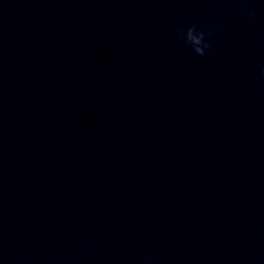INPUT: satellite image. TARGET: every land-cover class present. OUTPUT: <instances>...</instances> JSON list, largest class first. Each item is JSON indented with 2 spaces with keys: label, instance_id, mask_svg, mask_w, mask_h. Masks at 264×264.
Segmentation results:
<instances>
[{
  "label": "water",
  "instance_id": "95a60500",
  "mask_svg": "<svg viewBox=\"0 0 264 264\" xmlns=\"http://www.w3.org/2000/svg\"><path fill=\"white\" fill-rule=\"evenodd\" d=\"M262 66L264 0H0V264H264Z\"/></svg>",
  "mask_w": 264,
  "mask_h": 264
},
{
  "label": "clouds",
  "instance_id": "9594fccd",
  "mask_svg": "<svg viewBox=\"0 0 264 264\" xmlns=\"http://www.w3.org/2000/svg\"><path fill=\"white\" fill-rule=\"evenodd\" d=\"M247 21H254L257 17L255 7H248L245 12ZM215 33L211 30L205 32L196 25L180 28L176 33L178 43H182L186 48L191 49L194 57L203 58L211 49L210 41L214 39ZM258 79L264 83V66L260 68Z\"/></svg>",
  "mask_w": 264,
  "mask_h": 264
}]
</instances>
